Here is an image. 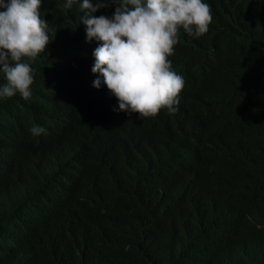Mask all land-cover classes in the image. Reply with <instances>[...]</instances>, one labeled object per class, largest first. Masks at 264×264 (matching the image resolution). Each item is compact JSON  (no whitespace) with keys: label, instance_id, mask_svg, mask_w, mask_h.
Wrapping results in <instances>:
<instances>
[{"label":"trees","instance_id":"trees-1","mask_svg":"<svg viewBox=\"0 0 264 264\" xmlns=\"http://www.w3.org/2000/svg\"><path fill=\"white\" fill-rule=\"evenodd\" d=\"M204 1L209 31L186 44L203 43L205 60L173 57L188 72L178 113L97 119L106 136L95 137L54 100L75 47L85 48L81 24L74 7L45 3L57 52L35 60L29 100H0V264H264V0ZM33 125L46 132L33 136ZM175 129L174 151L193 153L231 200L225 221L178 213L145 170L138 147ZM8 145L16 155L5 165ZM98 161L105 177L91 182L106 186L97 196L87 168ZM192 180L188 172L176 183Z\"/></svg>","mask_w":264,"mask_h":264},{"label":"clouds","instance_id":"clouds-1","mask_svg":"<svg viewBox=\"0 0 264 264\" xmlns=\"http://www.w3.org/2000/svg\"><path fill=\"white\" fill-rule=\"evenodd\" d=\"M47 2L74 7L81 24L85 48L75 47V58L54 87V100L61 112L74 114L83 135L106 136L97 119L143 122L178 113L188 72L183 74L173 57L205 60L203 43L186 44L209 31L213 16L204 0H0V73L6 78L0 77V100H20L17 94L29 100L35 60L45 62L57 52L50 47L56 37L49 36L41 10ZM112 5L116 6L112 18L97 17V11ZM209 60L210 66L213 55ZM29 131L38 137L46 129L33 125ZM182 141L176 139L175 129L164 143L140 145L145 170L160 180L162 194L178 213L201 223L225 221L231 200L209 171H200L193 153L174 151L172 145ZM3 154L5 165L16 155L9 145ZM188 172L192 182L179 186L176 180ZM97 176L105 177L100 161L87 168L90 182ZM92 184L97 196L106 186L102 180Z\"/></svg>","mask_w":264,"mask_h":264}]
</instances>
